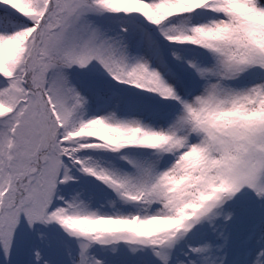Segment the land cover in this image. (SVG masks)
<instances>
[{
	"label": "rangeland",
	"instance_id": "374dc122",
	"mask_svg": "<svg viewBox=\"0 0 264 264\" xmlns=\"http://www.w3.org/2000/svg\"><path fill=\"white\" fill-rule=\"evenodd\" d=\"M53 1L59 8L53 11L49 20L30 18L37 25L33 27L29 50L18 69L26 76L8 79L9 92L17 107L0 115V207L4 212L0 217V264H26L33 243H38L45 253V264H170L176 249L186 241H197L207 232L217 230L220 232L217 238L212 235L208 245L195 250L199 251L200 264H231L235 250L241 247L245 238H252L256 245L251 261L256 264L259 251L264 249L259 237V226L264 222V104H259L258 110L250 116V112L241 113L229 125L220 117L219 122L218 115L216 119L213 113L221 107L222 101L227 104L240 99L241 89L235 83L257 72L256 67L264 65V57L243 62L244 54L237 59L223 51L196 57L192 75L195 93L189 98L187 108L176 115L173 122L164 120L161 123L160 132L178 136L182 143L188 144L186 153L195 152V138L205 134L215 155L219 156L205 161L197 158L193 161L196 171L192 175L189 174L190 165L183 166L180 150L176 151L178 157L170 168V176L185 167L189 170L187 180L193 185H188L190 190L184 193L185 197L190 196L194 187L201 192L202 208L192 219L184 220L178 229L155 235L122 230L99 232L93 236L82 230H70L56 210L61 204L58 194L75 197V206L92 208L113 217H125L144 205L123 194L120 186L109 187L104 180L94 178L90 171L76 169L64 161V145L77 146L88 141L86 138L72 139L70 133L67 134L71 119L83 105L75 107L71 102L65 87V72L70 70L68 67L76 68L82 81L97 93L93 96V104L100 119L107 123H121L126 119L135 128L148 112L154 114L157 107H151L145 114L142 102H148L147 98L141 96L139 99L136 91L107 81L99 70L115 68L110 64L113 58L125 59L137 40L133 28L139 18L152 24L159 23L161 12L151 18L130 0ZM187 1L168 0L167 4L160 5L166 7L170 3ZM153 2L151 10L157 6V1ZM226 13L230 15V12ZM123 16L128 18L126 28L117 21ZM225 22L226 17H219L214 24L222 30L229 25V21L224 25ZM261 29L264 30V26ZM220 36L216 46L222 40ZM144 42L147 40L142 38L143 46ZM236 43L241 50L240 42ZM262 46L264 41L256 43L255 49ZM142 58L144 63L149 62L148 56L142 54ZM156 69L160 72L159 67ZM46 84L50 98L41 92V87H45L47 94ZM136 101L137 110L131 113L128 108ZM244 104L238 102L235 107L230 103L223 111L245 110ZM202 107L206 108L205 120L193 131L195 113ZM51 111L55 112V118ZM118 153L116 149L95 147L81 156L85 164L92 160L93 167L100 169L107 164L127 181L141 184L158 175L166 158L163 151L153 154L131 152L125 156ZM36 164L41 165V172L36 170ZM23 178L28 179V184L23 185ZM184 187L185 184L180 185L176 193ZM13 189L17 191L19 201H15ZM176 193H172L171 202L176 201ZM254 194H259L262 199L257 200ZM225 195L232 201L226 207L216 208ZM12 203L15 205L10 208ZM224 216H227L225 222L221 219ZM78 256L81 260L77 263Z\"/></svg>",
	"mask_w": 264,
	"mask_h": 264
},
{
	"label": "trees",
	"instance_id": "16d2710c",
	"mask_svg": "<svg viewBox=\"0 0 264 264\" xmlns=\"http://www.w3.org/2000/svg\"><path fill=\"white\" fill-rule=\"evenodd\" d=\"M130 1L136 2L140 9L145 12L146 16L150 14L151 18L157 12H161L160 20L166 35L174 36L176 34L175 38H177L176 36L181 34V36L188 37L190 40L183 43L181 40H176L179 44L169 48L170 60L163 59L160 53L155 55L163 71L161 76L154 70V66L147 67L143 63L139 53H132L124 63L114 58L110 64H114L115 68L109 67L99 71L107 81L115 83L119 87L134 91L139 90L155 103L162 100L173 101L176 97L178 98V94L169 87L168 80H177L179 75L185 77V71L192 65L191 54L182 53L179 46L192 47L194 45L195 48L202 46L205 48L209 47L210 49H214L216 46L219 36L209 38L202 31L188 36L184 33L183 28H181V25L185 22L192 24L208 16V14L201 15V13H208L209 11L208 0H188L186 3H170L166 7H162L160 4H167L168 0H158L157 6H153L154 10H151L152 8L148 4L150 0ZM225 1L227 3V0H220L221 3ZM244 1L247 3L246 7L239 8V11L234 13V17L237 19L243 18L250 25L248 26L250 29L261 30L257 32L256 37L258 40L264 41V30L261 29V25H264V0ZM58 8L59 4L53 0H0V20H2V24L4 25V29L0 32V115H6L16 108L10 94L11 91L9 92L8 79L24 78V75L18 69L21 59L24 58L23 56L29 50L28 47L33 27L37 25L35 22L30 21V18L37 17L49 20L53 15V11L56 12ZM143 21L145 20L143 19ZM171 23H174V26L173 24L170 26ZM125 25L126 20H123V27ZM138 28L141 30L140 24ZM237 33L238 30L234 27L233 34L236 35ZM199 34H203L201 40L196 36ZM238 34L241 36V41H244L243 43L247 46L244 49L247 51L248 49L251 50L252 45L248 43L249 32H246V35L243 33ZM149 42H152V40H149ZM157 47H159L158 43ZM43 55L45 56V54ZM68 69L70 70H66L65 72V84L71 97V102L75 107L83 106L80 108V114L75 112L74 118L70 121L67 134L70 133L72 139L86 138L88 141L77 146L64 145L62 153V156L65 158L64 161L71 166L74 165L76 169L82 168L85 171H90L92 176L97 180L106 179L108 185L120 186L122 193L127 196L140 198L141 194H147L145 199H140L141 202L155 203L159 208V212L157 213L156 211L157 207L154 210H149L145 207L146 211L143 213L127 215L125 219H118L104 217L100 213L91 210L73 209V204L67 206L65 202L58 208V214H60L63 224L69 229L82 230L95 236L99 232L109 233L122 230L141 235H155L161 231L174 230L181 227L184 220L190 219L194 215V212L201 208L199 193L195 187L191 190L188 198L184 195L185 192L188 193L190 190L188 185L190 187L193 186L190 185V182L184 175V172L187 171L178 172L176 177H169L167 173H164L162 178L157 179L156 177L151 184L141 186L126 182L122 176H117L116 172H113L107 164H104V169L94 168L91 164L92 160L89 161L90 164H85L84 158L81 156L88 149L95 147H108L116 149L119 152L125 150L152 152L163 149V145L167 144L166 142L177 144V139L167 137L166 133L161 134L156 123L150 125L141 123L137 129H134L126 124V122L109 124L105 120H100L96 116L97 112L93 110L92 106L93 96L96 93L84 84L76 68L68 67ZM46 91L47 94L45 96L48 95L49 97L50 90L48 84H46ZM257 96L256 93L252 92L251 94H243L242 99L257 102L258 99L255 98ZM259 103H263V100L257 104ZM251 112L255 111L251 110ZM51 114L54 118L56 117L53 111H51ZM220 115L231 117L233 113L229 112ZM63 137L64 133L62 131ZM214 155L213 148L208 141L201 140L198 150L184 157V164L186 162L188 163L187 165L192 166L191 171H193L192 175H194V171L196 170L193 161L197 158L205 161L209 158H214ZM40 159L43 160L42 158ZM36 166V170L41 172V165L36 164ZM97 166L100 167L99 164ZM23 180V185L28 184V179L23 178ZM182 184H185V187L176 193V188L178 189ZM168 189L176 193L177 199L175 202H171L174 197L167 194ZM16 193L17 191L15 190L17 199ZM2 214L3 211L0 210V217ZM194 246L196 244L188 243L187 246L179 249L177 256L179 258L184 257L186 251L194 248ZM44 257V254L40 253L38 246L33 245L26 264H43Z\"/></svg>",
	"mask_w": 264,
	"mask_h": 264
},
{
	"label": "water",
	"instance_id": "95a60500",
	"mask_svg": "<svg viewBox=\"0 0 264 264\" xmlns=\"http://www.w3.org/2000/svg\"><path fill=\"white\" fill-rule=\"evenodd\" d=\"M229 200V197H225L223 201L220 203V206L225 204Z\"/></svg>",
	"mask_w": 264,
	"mask_h": 264
},
{
	"label": "bare ground",
	"instance_id": "6f19581e",
	"mask_svg": "<svg viewBox=\"0 0 264 264\" xmlns=\"http://www.w3.org/2000/svg\"><path fill=\"white\" fill-rule=\"evenodd\" d=\"M213 153L215 154L214 150H213ZM216 156H217V157H216ZM213 157H214V158H218L219 156L216 154V155H214ZM214 158H212V159H214ZM209 159H211V158H209ZM215 162H216V160H215Z\"/></svg>",
	"mask_w": 264,
	"mask_h": 264
}]
</instances>
